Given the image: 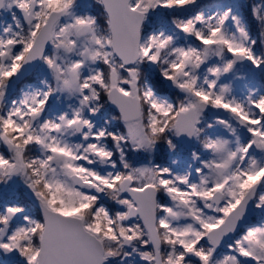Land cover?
Wrapping results in <instances>:
<instances>
[{
  "label": "snow or ice",
  "instance_id": "snow-or-ice-1",
  "mask_svg": "<svg viewBox=\"0 0 264 264\" xmlns=\"http://www.w3.org/2000/svg\"><path fill=\"white\" fill-rule=\"evenodd\" d=\"M0 264H264V0H0Z\"/></svg>",
  "mask_w": 264,
  "mask_h": 264
}]
</instances>
